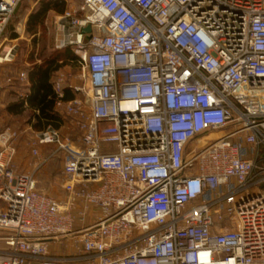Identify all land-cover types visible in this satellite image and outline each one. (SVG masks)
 Masks as SVG:
<instances>
[{"label":"built area","instance_id":"obj_1","mask_svg":"<svg viewBox=\"0 0 264 264\" xmlns=\"http://www.w3.org/2000/svg\"><path fill=\"white\" fill-rule=\"evenodd\" d=\"M22 1L0 0V47ZM77 1L56 49L82 85L53 81L76 140L48 127L31 150H51L35 170L60 156L65 199L0 132V264H264V0Z\"/></svg>","mask_w":264,"mask_h":264},{"label":"rangeland","instance_id":"obj_2","mask_svg":"<svg viewBox=\"0 0 264 264\" xmlns=\"http://www.w3.org/2000/svg\"><path fill=\"white\" fill-rule=\"evenodd\" d=\"M40 1L42 0H23L16 8L0 47V52L5 47L12 48L13 58L9 63H0V69L3 70H0V78L3 79L5 76H13L16 78L21 71L25 72L27 68L32 66L29 60L31 57H33L34 61L40 53H47L52 49H56V39L61 36L59 27L63 14L49 12L45 17L44 25L38 29L35 38L26 33L25 26L28 16L36 9ZM64 1V12L69 8L77 9L80 6V2L77 0ZM11 33H16L18 38L11 40ZM60 72L66 77L67 85H82V68L77 61L73 65L63 67L60 69ZM0 87L2 88L0 91V132L10 127L19 135L16 141L15 165L21 173H34L38 191L64 201V177L61 170L62 163L59 159L60 156L57 155L52 161H48V163L35 170L36 165H39V163L45 160L51 150L49 147H40L38 157L33 156L31 154L32 142L38 132L31 130L26 124L27 118L25 116H9L5 111L6 106L13 100V97L10 98V95L12 96L10 90L12 91L13 89L15 92L22 94L27 86L18 85L17 83L8 86L0 81ZM61 117L62 123L58 130L61 134L76 140V134L68 128V123L62 115ZM214 138L215 136L211 140H214Z\"/></svg>","mask_w":264,"mask_h":264},{"label":"trees","instance_id":"obj_3","mask_svg":"<svg viewBox=\"0 0 264 264\" xmlns=\"http://www.w3.org/2000/svg\"><path fill=\"white\" fill-rule=\"evenodd\" d=\"M64 2V0L40 1L36 9L28 16L25 26L26 33L35 38L38 29L44 25L45 17L49 12L64 13ZM17 38L16 33H11V40ZM29 60L32 66L25 70L28 85L22 96L16 97L14 101L10 102L5 111L14 117L25 116L26 124L33 131H43L48 127L58 130L62 123V117L55 110L56 94L52 82L55 74L63 67L75 64L77 57L72 48L65 47L40 53L36 60L33 61V57ZM63 91L66 101L74 98V93L67 86Z\"/></svg>","mask_w":264,"mask_h":264},{"label":"crops","instance_id":"obj_4","mask_svg":"<svg viewBox=\"0 0 264 264\" xmlns=\"http://www.w3.org/2000/svg\"><path fill=\"white\" fill-rule=\"evenodd\" d=\"M1 71H3L2 69H0ZM60 72V70L55 74V76L58 74ZM8 77H12V78H14L13 76H5V77H3V79L2 78H0V81H2L4 84H6V79L8 78ZM7 85V84H6ZM19 85V84H18ZM27 86V85H26ZM4 88V87H3ZM1 87H0V91H1ZM10 92H12V96L10 95V98L11 97H13V100L12 101H14L15 99H16V97H21L22 96V94L20 93H18V92H15L13 89H12V91L10 90ZM14 93H16L15 94V98H14ZM11 101V102H12ZM6 114H8L7 112H6ZM9 115V114H8ZM9 116H11V115H9ZM60 159V158H59ZM62 163V162H61ZM61 170H62V167H61ZM37 181V180H36Z\"/></svg>","mask_w":264,"mask_h":264},{"label":"water","instance_id":"obj_5","mask_svg":"<svg viewBox=\"0 0 264 264\" xmlns=\"http://www.w3.org/2000/svg\"><path fill=\"white\" fill-rule=\"evenodd\" d=\"M83 33L84 34H90L91 33V27L90 26H87L86 28H84ZM89 38L90 37H87V39H89Z\"/></svg>","mask_w":264,"mask_h":264}]
</instances>
